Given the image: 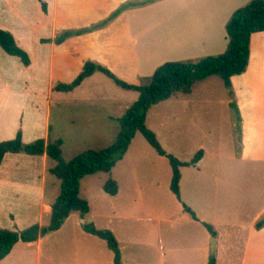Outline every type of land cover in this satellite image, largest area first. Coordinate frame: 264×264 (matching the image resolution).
I'll return each mask as SVG.
<instances>
[{"label":"crops","instance_id":"1","mask_svg":"<svg viewBox=\"0 0 264 264\" xmlns=\"http://www.w3.org/2000/svg\"><path fill=\"white\" fill-rule=\"evenodd\" d=\"M126 1L130 0H0V28L9 31L29 56V64L24 65L0 47V141L14 138L17 131L25 143L37 138L51 140L48 107L37 113L22 104L26 100L33 106L41 94L46 99L54 94L101 103L107 114L84 119L77 115L71 122L81 135L115 138L118 118L137 99V91L117 86L99 71L72 90L59 91L54 86L73 80L87 60L129 83L140 84L165 61L221 53L227 45V20L249 0H157L124 9L103 27L61 43L52 40L64 29L97 23ZM230 82L233 96L228 94L238 110V149L222 158L211 153L213 163L205 162L207 152L201 149L195 164L181 165L179 199L170 190L172 171L166 172V182L170 175L168 186L165 183L168 191L160 193L150 190L160 188V178L147 183L141 179L149 177V167L145 165L139 173L130 164L122 176L111 174L117 183L115 194L103 190L92 199L85 198L88 211L83 216L73 211L58 229L35 241H17L0 264H115L105 240L87 231L85 224L112 231L120 264H208L211 256L215 264H264V225L255 227L264 217V31L250 35L247 66L231 76ZM92 84L91 91H86ZM190 92L165 100L172 98L178 103ZM131 141L116 163L127 155ZM54 165L55 160L45 153L4 154L0 163V228L21 230L34 223L48 224L60 184L55 178L49 181L53 175L49 169ZM19 218L25 223L20 224ZM204 223L212 226L214 236ZM237 239L233 258L221 251L223 242ZM231 247L227 245L226 250Z\"/></svg>","mask_w":264,"mask_h":264},{"label":"trees","instance_id":"2","mask_svg":"<svg viewBox=\"0 0 264 264\" xmlns=\"http://www.w3.org/2000/svg\"><path fill=\"white\" fill-rule=\"evenodd\" d=\"M155 1L157 0L126 1L97 23L78 29H64L58 32L52 40L55 43H61L70 36L80 35L103 27L124 9L143 6ZM43 9L45 10V4H43ZM258 31H264V0H249L237 7L227 20L225 24L227 45L221 53L206 55L195 60L165 61L157 66L153 73L140 84L129 83L119 78L107 67L87 60L73 80L67 83H57L54 86L55 90L69 91L78 86L83 79L95 71H99L109 77L117 86L137 91L138 97L118 118L119 129L111 144L100 149H85L68 160L62 157L60 139L51 141L37 138L25 143L21 140V132L17 131L14 138L0 141V163L7 152H24L29 155L45 153L55 160V165L49 171L60 181L59 193L51 203L48 224L34 223L21 230L0 228V260L10 252L17 241H35L40 236L58 229L71 212L77 211L83 216L88 211V202L79 195L81 179L86 175H92L100 171L108 173L114 164L123 157L136 132H140L158 154L167 157L172 171L170 190L179 199V167L195 164L201 157L202 150H198L189 161H180L172 154L167 153L156 139L153 131L146 126V112L153 104L176 93L190 92L195 82L208 76L221 78L228 89V93L233 96L230 77L245 70L249 57L250 35ZM49 40L43 39V41ZM0 47L6 53L19 57L24 65L29 64L27 52L16 44L9 31L1 28ZM230 105L235 108L238 115L234 99L230 101ZM102 188L106 193L113 195L117 191V183L113 178L107 177ZM183 207L194 219H197L195 213L189 207L186 205ZM204 225L214 236L215 231L212 226L208 223H204ZM263 225L264 217L255 223L256 228ZM85 228L105 240L107 246L113 251L114 263L120 264L118 242L112 231L97 229L92 224H85ZM208 264H215L213 256L209 257Z\"/></svg>","mask_w":264,"mask_h":264},{"label":"rangeland","instance_id":"3","mask_svg":"<svg viewBox=\"0 0 264 264\" xmlns=\"http://www.w3.org/2000/svg\"><path fill=\"white\" fill-rule=\"evenodd\" d=\"M93 87L92 84L85 90L90 92ZM132 94L136 93L133 92ZM41 95L38 96L33 106L31 102L26 100L24 102L22 100V104L26 106L27 110L33 107V111L35 110L37 113H40V111L45 112L48 107L52 125L50 139L61 140L62 157L65 160L85 149H100L113 142V135H81V131L74 129V122H71L72 119L79 116L81 119L90 115L100 118L102 114H107V108L101 103L79 102L69 97L58 98L54 94L46 99L43 97L44 94ZM126 99L129 100L130 98ZM230 101L231 98L223 80L217 76H209L205 80L196 82L190 95L185 96L182 101L174 103L171 98L152 105L147 113L146 124L150 130L153 129L152 131L162 148L179 160L188 161L199 149H203L207 152L205 162L213 163L211 153L215 152L221 158L227 157L234 155L239 146L238 115L235 108L230 105ZM175 115H178L181 119L176 118ZM116 126L118 128V122H116ZM130 164H133V168L139 173L145 165L150 168L147 171L149 177L141 178L144 182L147 183L149 179L158 177L164 183L160 184V188H150L151 191L160 193L168 191L165 183L170 180L169 175L166 182L171 167L167 157L158 155L143 135L136 132L127 155L121 162L116 163L115 168L108 173L100 171L92 175H86L81 179L79 195L90 199L96 197L103 191L102 185L107 177H112L111 174L122 176L121 174L127 171L125 167ZM51 176L50 182L52 178H55L57 182L59 181L54 175ZM219 183L220 189L222 182ZM19 219H21L19 220L20 224L25 223L23 218ZM47 221H49V218ZM219 230L228 232L222 228H218ZM238 239L223 242L221 251L233 258L238 251ZM230 244L232 247L226 250V246H230ZM219 253L221 254L220 251Z\"/></svg>","mask_w":264,"mask_h":264},{"label":"water","instance_id":"4","mask_svg":"<svg viewBox=\"0 0 264 264\" xmlns=\"http://www.w3.org/2000/svg\"><path fill=\"white\" fill-rule=\"evenodd\" d=\"M214 243H215V238L212 237L211 238V242H210V251H211V254L214 253Z\"/></svg>","mask_w":264,"mask_h":264}]
</instances>
